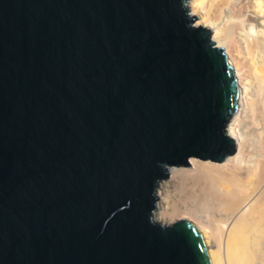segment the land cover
I'll list each match as a JSON object with an SVG mask.
<instances>
[{
	"label": "water",
	"instance_id": "water-1",
	"mask_svg": "<svg viewBox=\"0 0 264 264\" xmlns=\"http://www.w3.org/2000/svg\"><path fill=\"white\" fill-rule=\"evenodd\" d=\"M189 0H0V264H209L153 221L170 167L235 153L234 70Z\"/></svg>",
	"mask_w": 264,
	"mask_h": 264
},
{
	"label": "bare ground",
	"instance_id": "bare-ground-1",
	"mask_svg": "<svg viewBox=\"0 0 264 264\" xmlns=\"http://www.w3.org/2000/svg\"><path fill=\"white\" fill-rule=\"evenodd\" d=\"M187 12L232 64L237 108L225 131L235 153L219 164L191 158L187 168L170 167L153 221L187 219L209 264H264V0H189ZM245 121L254 125L252 146Z\"/></svg>",
	"mask_w": 264,
	"mask_h": 264
},
{
	"label": "rangeland",
	"instance_id": "rangeland-1",
	"mask_svg": "<svg viewBox=\"0 0 264 264\" xmlns=\"http://www.w3.org/2000/svg\"><path fill=\"white\" fill-rule=\"evenodd\" d=\"M245 122H246V121H245ZM245 122H242V129L244 128V129H243L244 134L248 131L247 133H248L250 136L247 135V133H246V135L248 136L247 140L249 139V141L247 142V145L251 144V145H249V146H252V144H253L252 142H253V139H254V137H253V131H254V128H253V127H254V125H253V124L251 125V123H252L251 121H250V122L247 121L246 123H245ZM243 123H244V124H243ZM245 124H246V125H245ZM249 124H250V127H249ZM247 126H248V127H247ZM251 126H252V127H251ZM245 127H246V128H245ZM247 128H249V130H248ZM251 128H252L253 130H252ZM246 130H247V131H246ZM250 131H252V132H251L252 134L250 133ZM252 137H253V138H252ZM251 140H252V141H251ZM200 161H201V160H200ZM204 162H206V161H204ZM177 168H187V167H177ZM167 179H168V178L162 180V182L166 181ZM157 188H158V187H157ZM178 190L180 191L181 188H179V189L176 188V192H178ZM156 194H157V192H156ZM178 220H187V219H181V218L179 219V218H175V219H173V221H172L171 223H173V222H175V221H178ZM159 223H160V222H159ZM171 223H170V224H171ZM165 224H166V223H165Z\"/></svg>",
	"mask_w": 264,
	"mask_h": 264
}]
</instances>
